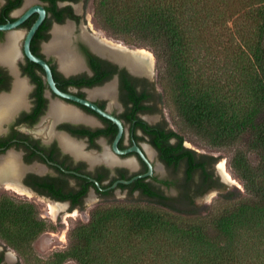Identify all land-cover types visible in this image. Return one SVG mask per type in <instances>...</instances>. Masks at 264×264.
I'll return each instance as SVG.
<instances>
[{"label":"trees","instance_id":"obj_1","mask_svg":"<svg viewBox=\"0 0 264 264\" xmlns=\"http://www.w3.org/2000/svg\"><path fill=\"white\" fill-rule=\"evenodd\" d=\"M21 3L11 0L0 22ZM93 17L113 38L146 48L156 58L153 93L140 94L138 80L125 70L121 88L134 104L132 115L142 100L170 109L177 131L164 119L150 129L152 144L176 177L155 181L176 188L178 195H166L146 179L120 185L130 194L140 190L146 204L96 209L89 223L70 232L62 258L91 264L95 244L108 225L121 219L128 222L123 231L133 236L159 228L174 232L185 243L184 259L191 257V264H264V0H93ZM99 66L94 63L97 75L111 78ZM186 136L229 152V166L244 193H221L204 214L196 200L225 187L214 173L219 158L186 147ZM85 194H73V208L82 206ZM10 222L20 230H6ZM43 230L45 222L32 205L0 202V233L8 245L17 247Z\"/></svg>","mask_w":264,"mask_h":264},{"label":"flooded vegetation","instance_id":"obj_2","mask_svg":"<svg viewBox=\"0 0 264 264\" xmlns=\"http://www.w3.org/2000/svg\"><path fill=\"white\" fill-rule=\"evenodd\" d=\"M10 1L0 0V15L3 14V9ZM88 4L89 0H33L27 5V0H22L19 7L3 16L4 20L0 24L15 22L30 8L44 7L47 15L31 41V52L49 65L56 87L61 92L91 101L123 123L124 133L118 143V148L124 151L134 146L140 147L154 167V174L151 177L141 179H146L147 183L157 184L168 195L165 189H174V187L167 188L160 185L155 179L172 181L176 177L166 178L162 174L158 176L160 167L167 171L170 169L161 160L159 151L152 144L150 129V127L162 124L163 119L155 123L150 122L149 119L161 115L160 104H156L158 102L152 101V99L142 100V107L153 106L156 110H144L141 107L132 115L134 104L127 102L129 98L121 88L120 75L125 70L133 79L138 80L136 85L140 94L146 92L150 95L153 93L154 82L146 76L132 75L126 66H121L116 61L115 55L95 47L99 41L104 39L97 37L95 32H100V35H103L104 32L102 30L93 32L89 27L90 22H88L85 31L86 27H81L82 23L89 21ZM38 17L39 14L34 13L17 29L0 32V50L8 45L11 36H18V58L14 65L0 62V99L14 93L18 80L25 81L27 85L22 98L23 105L5 113L7 115H4L0 121V166L10 159L14 161V166L11 169H6L3 182H0V202L23 203L29 202L27 200H38L63 205L65 206L64 210L71 211L81 207L73 208L71 197L73 194L77 195L84 191L86 194L83 203L91 193L101 199L112 197L118 190L125 192L130 197L135 194L141 196L140 190H135L133 194H130V189H121L119 186L123 184L112 188L113 184L119 180H129L128 178L145 174L149 170L148 165L136 152L119 155L114 151L113 143L118 134V126L86 106L57 95L48 82L45 69L27 57L24 47L25 40ZM68 25L72 27L69 40L73 43L69 41L70 50L82 65L80 70L72 72H66L62 68V59L58 54L46 49L53 40L55 28ZM21 31H25V34ZM106 38L115 43L118 42L111 37ZM112 45L116 46L113 43ZM116 47L121 48V50L119 49L121 52L126 51L122 46ZM97 62L101 63L97 70L104 67L108 74L111 73V78H102L101 72L99 76L97 75L94 67V63ZM110 85L115 88L113 97L97 95L93 98L90 95L92 91L101 90ZM110 101H113L110 105L111 108L108 107ZM53 104H59L75 111L78 115L80 114L82 120L62 119L56 121L50 113ZM112 107H114L113 110ZM61 137L80 144L83 155L78 156L66 147ZM175 142H177L176 139L171 140V143ZM148 149L153 152V155L149 154ZM106 153L113 155L120 162L132 161L135 167L121 163L111 165L105 160L91 162L89 159V157L102 158ZM153 157L160 163L157 164L152 159ZM89 178L96 180L101 188H98ZM28 204L33 206L31 202ZM7 251V243L0 238V264H21L16 255Z\"/></svg>","mask_w":264,"mask_h":264},{"label":"rangeland","instance_id":"obj_3","mask_svg":"<svg viewBox=\"0 0 264 264\" xmlns=\"http://www.w3.org/2000/svg\"><path fill=\"white\" fill-rule=\"evenodd\" d=\"M87 13L89 15V21H86V23H82V28L86 27L88 25V22H90L89 27L93 30V32H95L96 30H102L104 32V39H107L106 37H111L112 39L117 41V39L113 38L109 33L105 32L95 22L93 17V0H89ZM86 29L87 27L84 28V31ZM21 33L25 34V31H21ZM98 33L100 34V32H95L97 37L100 36ZM109 41L116 46H122L117 43L123 42L119 40L117 43L113 42L112 40ZM70 42L73 43V41ZM72 43H70L71 46ZM125 45L130 49L138 48L129 46L127 44ZM143 49L153 56L154 67L152 72L153 78L151 80L156 83L158 77L156 58L150 50L146 48ZM157 89L159 93L162 92L158 85ZM112 102L110 101L108 103V107L111 108L110 105ZM113 108L114 107H112V110ZM160 108L162 110L161 115L150 117V122L155 123L161 119H164L173 129L177 131L175 123L172 121V113L168 106L166 104L160 105ZM184 145L200 154H208L219 158L216 166L219 163V165L223 163L228 174L234 179L233 183H236L237 185V187L234 186L231 188H228V186L224 185V189L211 190L203 197L198 198L196 200V203L203 208L202 210L204 214L208 212L212 205H215L217 203L221 193H224L226 191H233L236 189L241 191L242 194L244 193L242 182L231 171V168L229 166V158L231 156L229 152L201 145L198 142L194 141L190 136H186ZM154 158L155 157H153L152 159L157 164H159L160 162L156 160V158ZM216 166L214 168V173L220 181V176L218 174ZM161 174L166 178H174V175L170 171H167L166 169L160 167V170H158V176H160ZM181 175L182 174L180 173L178 175V178H180ZM165 192L169 196L178 195V190L175 188L165 189ZM27 201L29 202L23 203L28 204L31 202L33 204L34 213L40 220L45 222V230H43L39 234L27 236V241H21L20 243H18L17 247L7 244V252H11L16 255L21 264H78L74 259L62 258V254L69 246V234L73 230V228L80 224L89 223L91 213L99 208L110 209L116 206H143L146 204V201L143 200L142 197L138 194L130 197L127 196L125 192L119 190L116 191L112 197L105 199H101L91 193L80 208H76L71 211L65 209L64 211L60 212V214H58V217L56 218L51 214L49 206V204L51 203H45L38 200ZM127 223L125 221H122L121 219H117L114 220L112 224L108 225V229L104 234V237H102V239H100L95 244V248L90 254L89 261L91 264H191V257L184 259L185 253L188 254L185 251V243L182 240L178 239L177 235L174 232L168 231L164 228H159L153 230L152 232L146 231L142 235L133 236L130 230L123 231L127 229ZM5 227L6 230H10L9 232L11 233H16L21 228L18 224H15L13 222H10ZM0 238L4 242H6V240L3 239L1 233Z\"/></svg>","mask_w":264,"mask_h":264},{"label":"bare ground","instance_id":"obj_4","mask_svg":"<svg viewBox=\"0 0 264 264\" xmlns=\"http://www.w3.org/2000/svg\"><path fill=\"white\" fill-rule=\"evenodd\" d=\"M32 2L33 0H27V5H29ZM71 32H72V27L69 25L65 27L55 28L53 32V35H54L53 40L46 47L48 51L54 52L61 57L62 68L66 72L77 71L82 68V65L79 59L75 57V55L71 52L70 47H69V41H70L69 39H70ZM99 37H101L102 39L104 38L102 34ZM17 41H18L17 35H13L10 37L8 45L0 50V62L8 63V64H11L12 66L14 65L15 60L18 58L17 57ZM95 47L102 51H109L111 54L116 56L115 58L116 61L128 64L135 72L152 76L153 67H154L153 66L154 59H153V56L147 53L145 50L131 51L129 48L123 46L125 50L129 51L130 53H127L126 51L121 52L120 51L121 48H118L112 45V43H110L106 39L99 41L98 45L96 44ZM119 59L124 60V61H121ZM15 85H16L15 90L12 95L3 96L0 99V121L1 119L4 118V115H7L5 113H8L11 109L12 110L16 108L18 109L24 103L22 98L27 88L26 82L23 80H18ZM114 93H115V88L114 86L110 85L101 90L97 89L95 91H92L90 95L92 97L97 96V95H104V96L112 97ZM50 113L55 118L56 121L62 120V119H71V120H77V121L82 120V118L79 116L80 114L78 115L75 111L62 107L59 104H53ZM61 138H62L63 144L66 147H68L78 156L83 155L81 151L82 146L80 144L70 141L66 137H61ZM148 152L149 154L152 153L153 155V152L150 149H148ZM89 159L91 160V162L96 161V160H105L107 163L111 165L121 163V164L129 165L131 167H135V164L132 161L120 162L113 155L109 153L104 154L102 158L89 157ZM9 161L6 162L4 165L0 166V182L2 181L5 175L6 169H9V168L11 169V167L14 166V161L11 159ZM219 164H218V169L221 175L224 177V179L233 183L234 179L228 174V172L225 169L224 164L223 163L221 165ZM64 208L65 206L59 205V204L50 205L51 214L54 215L56 218L58 217L57 215L61 211L64 210Z\"/></svg>","mask_w":264,"mask_h":264},{"label":"water","instance_id":"obj_5","mask_svg":"<svg viewBox=\"0 0 264 264\" xmlns=\"http://www.w3.org/2000/svg\"><path fill=\"white\" fill-rule=\"evenodd\" d=\"M34 13H38L39 14V17H38L37 21L34 23V25L32 26V28L30 29V31L28 32L27 37H26V40H25L24 47H25V52H26L27 57L30 60H32L33 62L38 63L39 65H41L45 69V71L47 73L48 82H49L52 90L57 95H59V96H61L63 98L70 99V100H72V101H74L76 103H79V104L83 105V106H86L87 108H89V109L93 110L94 112H96L98 115H100V116H102V117H104V118H106L108 120H111L113 123H115L118 126V134H117V137L115 138L114 143H113L114 151L117 154H119V155H126V154H129V153H132V152H136L137 154L140 155V157L143 159V161L148 165L149 170H148L147 173L134 176L133 178H131L129 180H119V181H117V182H115L113 184L112 188H117V186L119 184L130 185L133 182H135L136 180H139L141 178L151 177L154 174L153 164H152L151 160L149 159V157H147L145 155V153L142 151V149L140 147L134 146L133 148L128 149V150H124V151H122V150H120L118 148V143L121 140V138L123 136V133H124L123 123L117 117H115L114 115H112L110 112L103 110L102 108H100L99 106H97L96 104H94L93 102L88 101V100H84V99H80L78 97H75V96H72V95H68V94H65V93L61 92L56 87V84H55V81L53 79V75H52V72H51V69H50L49 65L44 60L36 57L31 52V50H30L31 41H32L34 35L37 33V31L40 28V26L43 24V22H44V20L46 18V15H47L46 10L44 9V7H42V6H36V7L30 8L26 13H24L15 22L7 23V24H0V32H2V31H12V30L17 29L24 22H26L30 18V16H32ZM118 43L120 45H123L124 47H127L123 42H118ZM130 50H136V51L138 50V51H141V50H144V49L143 48H134V49H130ZM119 63H120L121 66H126L128 68V70L130 71V73L132 75H134V76H138V77L146 76L149 79H152L153 78L150 75H144V74L135 72L126 63H122V62H119ZM216 168H217L218 174L220 176V180H221V182L224 185L228 186V188H231V187H234V186L237 187L236 183H231L230 181H227L226 179H224V177L221 175V173H220V171L218 169V165L216 166ZM89 179L92 182H94L98 188H101L100 187V184L96 180H93L91 178H89Z\"/></svg>","mask_w":264,"mask_h":264}]
</instances>
